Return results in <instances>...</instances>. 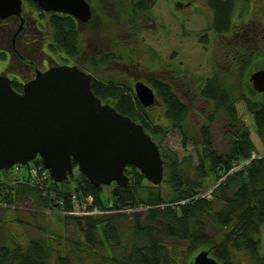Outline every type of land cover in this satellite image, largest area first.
I'll return each instance as SVG.
<instances>
[{
  "label": "trees",
  "instance_id": "16d2710c",
  "mask_svg": "<svg viewBox=\"0 0 264 264\" xmlns=\"http://www.w3.org/2000/svg\"><path fill=\"white\" fill-rule=\"evenodd\" d=\"M22 1L38 11L41 19H45L51 45L66 58L77 59L85 44L84 35H87L80 28L83 29L86 23H79L69 15L43 12L32 0ZM138 1L136 7L131 9L134 15L150 10L151 3ZM247 1L206 0L212 11L209 29L217 34L229 31L234 8ZM206 39L204 35L202 40L205 42ZM236 51L233 61H230L231 67L236 64L239 68L235 69L236 76L231 74L223 77L213 73L199 89V95L213 103L214 112L221 111L228 119L225 134L232 135V138L223 151L216 150L212 142V114L208 116L207 124L198 128V140L186 126L189 105L169 84L156 79L149 81L156 98L164 105V116L169 128L180 133L183 148L189 143L201 144L197 154L199 163L194 168L191 167L190 159L179 161L176 152L162 149L153 139L156 135L161 140L169 128L152 123L147 108L139 103L131 89L113 81L101 83L93 78V93L102 101L110 102L118 113L141 124L158 145L164 162L162 184L153 186L147 183L135 167L127 166L125 174L129 176L128 186L112 187L104 203L101 195L105 186L90 185L77 171L74 162L73 173L61 183H55L49 175L31 183H28L32 180L29 174L23 176L22 183L14 179L18 183L13 182V186H5L4 193L0 192V264H189L192 260L189 249L199 247L206 248L219 264H236L233 252H245L252 264H264V253L260 252L258 238L264 223V156L253 158L230 172L235 165L250 159L255 150L249 128L237 116L236 102L243 101L246 104L253 116L258 137L264 144V100L261 104L251 101L250 90L244 87L247 83L245 67L253 52L247 56L248 60L243 49L237 48ZM261 51L264 53V48ZM3 54L0 52V56ZM117 58L112 51L99 56L93 54L87 66L95 69ZM11 85L17 92L22 87L16 80ZM252 94L258 97L264 93L252 91ZM40 164V158H36L34 165L37 167ZM14 167L20 168V165ZM14 167L0 171V185L8 174L17 173L18 169L14 170ZM192 171L194 176L189 174ZM209 174L215 177L216 182L220 181L211 200L198 196L203 189L202 180H206ZM161 187L167 196L162 195ZM27 192L34 196L38 207L63 219H77L82 223L81 240L75 242L74 250L67 253L55 251L45 237H33L25 245L14 243L6 237L7 230L3 224L9 207L5 206L14 205L19 196ZM73 195L79 200L91 197L93 201L88 209L96 208L103 213L80 218L68 215L73 210ZM136 207L145 209L142 213L128 217L126 209ZM210 228H214V231L211 232ZM180 245L187 246L188 251L174 252L173 249ZM76 251L87 255L85 262ZM88 260H91L90 263Z\"/></svg>",
  "mask_w": 264,
  "mask_h": 264
},
{
  "label": "rangeland",
  "instance_id": "374dc122",
  "mask_svg": "<svg viewBox=\"0 0 264 264\" xmlns=\"http://www.w3.org/2000/svg\"><path fill=\"white\" fill-rule=\"evenodd\" d=\"M86 1L90 5L92 15L83 29L80 28L81 32L83 30L87 35H84L85 44L81 54L73 60L66 58L51 45V35L45 19H41L38 11L26 3H23L25 27L21 28L18 34L14 36L20 25L17 18L11 17L0 21V52L11 50L12 42H15V47L28 59L29 65L26 66L25 63H20L17 53L12 55V64L19 68L18 74L21 75L22 80L32 79L37 70L44 71L45 63L51 62L48 57H51L55 64L76 65L90 73L98 82L113 81L132 91L136 82H143L152 88L149 81L158 79L169 84L189 105L186 126L191 135L200 140L198 128L207 124L208 116L212 114L214 117L210 128L213 145L218 151L226 149L232 138V135L225 134L228 119L221 111L214 112L213 103L202 98L199 89L206 78L213 73L223 77L235 74L239 68L236 64L231 67L230 61H233V53L236 49L240 48L244 50L246 59L249 53L253 52L251 60L245 67L247 70L245 90H250L248 92L251 101L260 103L264 100V94L258 97L252 94L254 89L249 81L252 72L264 69V53L261 51L264 48V0H248L236 6L232 13L229 31L221 34L209 29L212 11L207 6L206 0H145L146 3L152 4L150 10L136 15L131 9L136 7L138 0ZM33 24L42 29V33L31 32L30 28ZM24 34L30 36L26 51L23 50L26 37ZM204 35L207 38L205 42L202 40ZM110 51L118 56L116 60L106 61L98 68L89 69L87 64L93 54L99 56L103 52ZM8 60L7 53L0 56V72L7 66ZM21 91L22 87L19 92ZM156 100L157 103L147 108L146 112L153 124L169 128V122L164 116V105L158 98ZM102 102L112 106L110 102ZM235 107L238 118L249 128L255 150L250 159L235 165L230 172L247 164L253 158L264 156V144L258 137L251 112L243 101L236 102ZM153 139L162 149L176 152L179 161L190 159L192 168L198 165L197 154L201 144L189 143L183 148L178 130L169 128L163 133L161 140L156 135ZM16 172L15 175L11 173L2 179L1 194L4 193L5 186H13V182H16L14 179L22 183L23 176L28 174L25 169L21 171L18 169ZM189 174L194 176L193 171ZM219 183V180L216 182L215 177L209 174L206 180H202L203 189L198 196L211 200L213 191ZM114 186L115 183H112L103 187L101 198L104 203ZM163 187L165 188V185ZM164 188L161 187L163 196L166 195ZM36 202L34 196L27 192L19 196L14 205L5 206L9 207L4 215L3 224L7 230L6 237L21 245H25L33 237H45L55 251L67 253L74 250L75 242L81 240L82 223L77 219L75 221L63 219L38 207ZM144 209V207L137 208V211L127 212V215L132 217L135 213H142ZM96 210L95 212L98 213L92 212L93 214L89 215L103 213L99 209ZM72 216L80 218L85 215L79 213ZM210 230L213 232L214 228ZM219 237L218 235L217 238ZM258 238L261 244L260 252L264 253V223L260 227ZM203 250L207 251L204 247L190 248L191 259L193 260L195 255ZM173 251L186 253L188 249L187 246L180 245ZM76 252L85 262L87 255L81 251ZM233 259L236 264H252L251 258L245 252H233ZM90 261L88 260L89 263Z\"/></svg>",
  "mask_w": 264,
  "mask_h": 264
},
{
  "label": "water",
  "instance_id": "95a60500",
  "mask_svg": "<svg viewBox=\"0 0 264 264\" xmlns=\"http://www.w3.org/2000/svg\"><path fill=\"white\" fill-rule=\"evenodd\" d=\"M46 13H61L79 23L92 12L86 0H32ZM22 0H0V21L15 16L23 25ZM93 77L76 65L54 64L37 70L17 92L5 74L0 75V171L24 166L40 158L55 183L76 169L93 187L112 183L126 187L127 166L159 186L164 162L158 145L143 126L103 103L91 90ZM249 81L264 93V69L252 72ZM133 91L144 108L155 101L153 89L136 82ZM189 264H219L203 250Z\"/></svg>",
  "mask_w": 264,
  "mask_h": 264
},
{
  "label": "flooded vegetation",
  "instance_id": "af4514ba",
  "mask_svg": "<svg viewBox=\"0 0 264 264\" xmlns=\"http://www.w3.org/2000/svg\"><path fill=\"white\" fill-rule=\"evenodd\" d=\"M22 17H23V11H22ZM9 18H11V17H9ZM12 18H17V17H15V16H12ZM19 21H20V19L19 18H17ZM25 25V18L23 17V25H22V28L24 29V26ZM30 30H31V32H35V33H38V34H40V33H42V29H40L38 26H36V25H34L33 24V26H32V28H30ZM26 37L24 38V43H23V50H25L26 51V46H27V43H28V39L30 38V36L29 35H26V34H24ZM15 43V42H14ZM13 42H12V45H11V50H8V51H4V53H7V55L9 56V60H8V63H7V66L0 72V75H2V74H5L6 76H8L9 78H10V80H11V82L13 81V80H16L17 82H19V83H21L22 85H23V83H25L26 81H27V79H24V80H22V78H21V75H19L18 73L20 72V70H19V68H17V67H14V65L12 64V55L13 54H15V53H17L18 54V56H19V58H20V63H25L26 64V66H28L29 64H28V59L26 58V57H24L22 54H21V52H20V50L18 49V48H16L15 47V44H14ZM49 58V60L51 61V62H49V61H47L46 63H45V68L44 69H46V68H48L49 66H52V65H54L55 63H54V60L51 58V57H48ZM53 62V63H52ZM80 68V67H79ZM36 73V72H35ZM35 75V74H34ZM156 80H158V79H156ZM159 81V80H158ZM133 87H134V85H133ZM157 103V100L155 101V103L153 104V105H155ZM152 105V106H153ZM151 106V107H152Z\"/></svg>",
  "mask_w": 264,
  "mask_h": 264
},
{
  "label": "built area",
  "instance_id": "2783aa9c",
  "mask_svg": "<svg viewBox=\"0 0 264 264\" xmlns=\"http://www.w3.org/2000/svg\"><path fill=\"white\" fill-rule=\"evenodd\" d=\"M23 167L24 166H20V168L14 167V170L19 169V171H21L22 169H25L32 178L31 182L38 180V179L47 178V175H49L48 171L43 168L42 164H40L39 166L37 165L36 167L33 162V164L26 165L24 168ZM40 171H41V175L38 176ZM71 200L73 203V210L69 213L70 215H76L79 213L84 214V215H89V214H93L92 212L97 211L96 208H92L91 210L88 209V206L91 205L93 201L91 197H86V198H82L81 200H79L77 199L75 195H73ZM137 208H140V207L126 209V212L137 211ZM95 213H98V212H95Z\"/></svg>",
  "mask_w": 264,
  "mask_h": 264
}]
</instances>
